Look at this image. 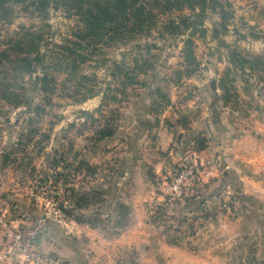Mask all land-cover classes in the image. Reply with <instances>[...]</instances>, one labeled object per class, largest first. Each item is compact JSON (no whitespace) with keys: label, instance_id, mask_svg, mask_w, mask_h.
<instances>
[{"label":"rangeland","instance_id":"374dc122","mask_svg":"<svg viewBox=\"0 0 264 264\" xmlns=\"http://www.w3.org/2000/svg\"><path fill=\"white\" fill-rule=\"evenodd\" d=\"M162 1H144L154 5L147 31L121 39L114 33L101 44L80 48L71 41L77 40L73 34L80 20L70 11L52 3L39 13L28 0H0V53L8 55H0V191L20 193L28 206L19 221L7 219L13 225L42 221L37 244L48 255L54 254L39 239L49 221L67 231L74 229L73 219L101 234L125 229L131 218L125 193L136 183L130 181L120 198L111 196L109 183L123 155L140 154L136 123L148 119L152 129L164 123L172 133L163 150L164 172L148 173L152 197L141 204L152 231L171 241L178 233L202 236L208 239L205 246L228 250V258L218 259L219 264H264L258 228L245 242L216 246L209 240L217 235L210 212L180 216L173 211L177 205L198 208L204 201L200 185L205 184L207 164L185 139L200 110L230 107L244 113L263 102L264 0H206L204 7L196 3L165 11ZM172 25L178 27L171 31ZM36 35L41 37L35 38L38 53L30 52L35 68L28 72L13 62L25 53L12 47L15 42L30 46L29 38ZM187 167L198 172V181H187L185 194L174 198L166 188ZM10 174L14 180L7 187L4 177ZM226 191L219 192L222 201L230 200L223 199ZM116 200L123 223L115 230L111 205ZM53 208L57 215L50 212ZM186 216L190 220L180 229Z\"/></svg>","mask_w":264,"mask_h":264},{"label":"crops","instance_id":"0c3cea01","mask_svg":"<svg viewBox=\"0 0 264 264\" xmlns=\"http://www.w3.org/2000/svg\"><path fill=\"white\" fill-rule=\"evenodd\" d=\"M145 113L138 114V118ZM193 123L185 139L190 147L195 145L196 148L194 136L198 133L206 135V147L196 148V153L204 165L214 162L217 169H213L214 165L203 166L205 184L200 185L203 186L200 193L204 195V201L198 208L188 204L177 205L173 211L180 212V216L184 212L195 214L203 209L210 212V225L216 229L217 235L209 240L216 246L245 242L255 228L259 230V240L264 239V96L262 104L244 113L230 107L217 111L212 106L205 107ZM137 128L140 129L138 135L141 134V139H136L140 154L137 158L136 154L131 157L123 155L118 173L109 183L110 194L114 198L124 194L126 190L123 189L130 181L131 184L136 183L134 189L132 187L125 193L129 196L131 211V218L124 224L125 229L101 234L87 223L73 219L70 226L74 229L67 231L62 224L49 221L47 233L39 239L40 246L70 264H219L218 259L228 258V250L222 252L205 246L208 239L193 234L184 236L178 233L179 236L171 241L157 229L152 231L154 226L146 223L141 204L152 197L148 173L164 172L166 160L163 150L170 146L172 133L164 123L152 129L148 119L136 123ZM207 168L213 171L207 172ZM10 177L11 174L7 180L4 177L7 187L14 180ZM224 188H227V194L223 199L231 200L229 209H221L224 200H221L219 192ZM111 207V223L116 230L122 222L118 216L117 200ZM25 208L28 206L20 193L3 195L0 191V215L17 222ZM8 210L12 213L4 215ZM189 220L190 217H183L179 228L182 229ZM223 233L224 236H220ZM3 238L0 227V264H22L11 254L2 256L7 248ZM210 259L213 261H204Z\"/></svg>","mask_w":264,"mask_h":264},{"label":"trees","instance_id":"16d2710c","mask_svg":"<svg viewBox=\"0 0 264 264\" xmlns=\"http://www.w3.org/2000/svg\"><path fill=\"white\" fill-rule=\"evenodd\" d=\"M24 1V0H18ZM39 13H45L47 8L52 4L58 7H63L72 14L78 16L80 23L77 30L74 31V37L77 40H71L73 45H78L83 48L88 45H97L106 41L107 38H112L114 33L120 35V39L126 35H132L137 32L147 31L149 22L151 23L153 17V6H148L145 0H28ZM212 1V0H209ZM156 5L161 1H156ZM154 3V4H155ZM196 3H201L202 7L206 0H164L162 1V10L165 11L173 7H180L186 5L194 7ZM178 26L172 25L171 31ZM41 39L39 35L31 36L29 38L30 46H23L21 42H15L12 47L13 51L18 53H25L23 56L15 57L19 67L22 70L31 72L35 65L30 57V52H37L38 41ZM32 40V41H31ZM37 41V42H36ZM108 41V40H107ZM22 45V47L20 46ZM71 49L70 46H65ZM77 48V47H75ZM74 48V53L77 49ZM85 48V47H84ZM4 58H8L6 53H0ZM80 54H77L79 56ZM81 56V59H84ZM37 59V58H36ZM12 62V60H11ZM17 98V96L15 97ZM194 144L196 148L203 149L207 145V138L204 134L198 133L194 136Z\"/></svg>","mask_w":264,"mask_h":264},{"label":"built area","instance_id":"2783aa9c","mask_svg":"<svg viewBox=\"0 0 264 264\" xmlns=\"http://www.w3.org/2000/svg\"><path fill=\"white\" fill-rule=\"evenodd\" d=\"M198 178V172L193 167L183 168L175 174V178L167 186L166 192L174 198L182 197L186 191L187 181H198ZM221 206L229 209L231 206L230 200L222 202ZM50 212L56 215L59 213L57 208H53ZM25 222V224L13 225L6 217L0 215V227L4 235L7 251L17 256L23 263L64 264L56 256L44 254L38 247L37 242L43 222ZM5 253L7 252L5 251Z\"/></svg>","mask_w":264,"mask_h":264}]
</instances>
